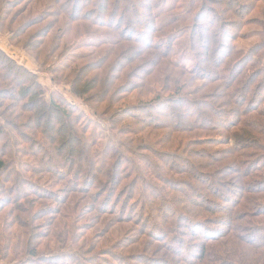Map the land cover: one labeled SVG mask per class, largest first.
<instances>
[{
	"label": "trees",
	"instance_id": "obj_1",
	"mask_svg": "<svg viewBox=\"0 0 264 264\" xmlns=\"http://www.w3.org/2000/svg\"><path fill=\"white\" fill-rule=\"evenodd\" d=\"M16 1L18 0H0V31L10 34L9 39L15 46L21 45L24 50L31 53L41 66H45V69L53 74L54 81L67 80L64 83H70L73 87L79 78L78 74L80 75L82 69L89 65L87 62L79 66V60L84 59L87 53L90 55L88 57H91L94 49H100L107 44H115L122 39L125 44L118 48L115 47L119 44H115L111 51V55L115 53L114 62L112 60L110 65L111 67L114 65V67L110 70L114 71L112 75H116L117 78L112 82H105L100 95L106 98L109 104H112L117 87L123 85L121 91L125 89L127 92L120 95L121 99L129 97L131 91L135 89H138L139 99L131 103H124L111 110L110 117L105 115L104 118L109 122V129L114 133V137H120V140L111 142L109 138L106 143H103V139L107 137L101 127L98 131L95 126L90 128L92 119L75 110L72 104L62 98L57 99L50 95L48 100L44 99L41 84L36 79L30 78L35 77L34 73L23 64L9 58L0 48V93L1 89L5 91L3 98L11 100L12 109L28 110L31 105L37 104L40 111H46L51 115L50 122L45 128L38 126L42 120L38 124L36 123L33 141H36L38 149L30 150L34 146H30V143L24 141V139L31 140L30 136L23 132L14 134L8 131L11 122L9 118L12 117L8 118L5 113L8 111V106L4 107L0 103V260L5 264H84V259H88L79 250L81 247L72 244L70 241L72 239L69 240L68 235L62 236L63 242L59 246L56 243L60 242L55 243L54 241L55 232L42 236L41 232H36L38 228L30 222L31 218L25 217L26 213H30L29 206L33 203V200H29L30 197L35 196L41 199L55 195V192L51 191L49 187L33 184L32 179L26 178L22 174L24 171L35 173L33 171L38 170L36 173L40 174H43L44 171L52 174H56V171L64 173L60 180L82 194V190H89L94 184L98 186L96 191H100V193L101 191L108 193L111 191V187L118 185L117 195L121 193L119 198L122 200L120 204L123 212L122 215L115 216L134 222L137 226L131 232L141 231L139 227L142 226V223H146L147 228H157L162 233L161 239L156 237L159 242L164 239L171 240V243H166L169 241L165 240L166 242L160 245L171 253L175 252V256H172L170 260L164 259L168 264H179V261L182 264H239V261L235 262V257L241 261L236 252L214 250L208 254L200 255L202 244L197 243L195 247L198 249L191 250L190 245L178 239L177 236L182 233L199 236L197 233L203 235V229L207 232H213V230L205 225V221L193 218H189L192 223L186 225L189 232L180 229L182 224L179 221L188 219L186 212L174 210L167 199L165 201L166 197L162 195L164 194L163 189H160L158 185H153L154 182L149 179L148 181L144 180V173L149 174L153 170L156 171V165L147 154H136L144 165L131 160L121 150L125 148L129 152L132 151L131 148L120 141L121 135L127 133L131 135V138L128 139L129 142L135 141L136 138V145H142L146 140H150L154 145H143H146L150 152L157 153L158 150L155 146H159L163 143V138L168 137L170 132L166 133L167 129L172 130L174 127L178 131L186 130L190 124H193L191 129L206 131L207 129L213 130L214 127V129L224 130L223 138L210 135L204 139H209L213 145H227L225 150H216L219 151L220 156L225 154L226 158L224 159H228L221 169L226 171L229 169L233 175H236V177L232 176L234 179L240 180L237 178L240 176L242 180L234 183L238 186L230 182L223 183L226 190L222 192L221 196L218 195L219 187L207 186L209 191L217 193L227 203L223 209L216 206L224 204L219 201H210L208 194L205 196L201 193L196 194L199 199H204L208 203L212 202L211 206L201 204L203 210L209 208L206 211L215 214L219 208L223 211L221 213L228 217L226 222L224 219L221 221L229 224L230 228H239L237 226L239 224H235L238 221V214L241 209L247 211L254 207L257 200L249 194L256 193L255 190L258 188L254 187L255 184L250 181L251 178H246L252 175V166L248 167V165L254 161L253 156L247 160V152L240 154L238 149L250 147L249 141L251 140L258 143L262 154L258 158L257 164H259L256 173L260 169L264 170V124L260 120H256L252 114L259 108L248 106L253 97L255 100L259 98L264 106V81L252 86L257 76L264 75V38L248 47H240L237 42V38H240V34L238 35L239 21H233L235 24L217 25L215 20L211 21L212 18L209 16L200 18L202 16L200 8L205 10L209 6L207 5L209 0H190L193 4L190 5V8L197 9L190 24L186 20L189 16L187 18V16L175 15L167 21L158 19V9L166 0H99L100 4H96L98 0H20L18 4ZM110 1H112L113 9L112 14L107 15V21L95 20V8L101 5L99 8L102 7V10H105ZM17 7H25L24 13L27 15L18 25L14 26L20 16L17 15L14 19ZM141 7L145 12L141 11ZM48 12L51 13L53 19V23L51 22L52 24L48 27V30L53 33L51 49L57 47L58 53L54 55L46 53L41 60L42 51L35 45L42 39L46 28L43 26L33 32H28V29L39 25L41 23L39 17ZM127 13L130 14L129 20L127 19L125 23L123 22L124 18L119 20ZM102 19H105V16L102 15ZM201 20L206 21V24H198ZM124 26L127 30L132 31L130 35L126 36L123 30ZM82 30L83 34L79 35ZM43 44L44 42L41 45ZM78 45H82V48L91 47L92 50L72 54V57L68 59L70 51ZM186 56L188 59L185 58ZM139 58V62L128 68ZM62 59L68 60L61 63ZM93 65H95L93 67H98L97 64ZM122 67L127 68V71L122 73L120 70ZM17 73L22 76L15 78L16 81L12 84L13 88L10 90L5 88V83L10 80V76ZM110 77L108 74L105 75V78L110 79ZM196 81L198 83L194 84ZM116 82L119 83L113 89ZM206 88L209 89V92L201 93ZM74 92L83 97L80 92ZM210 93L220 98V102L214 104L206 101V98H202L205 97L203 95ZM198 94L202 96L197 97ZM1 98L0 96V101ZM247 100L248 103L244 106ZM94 103L95 105H92L91 102H88L93 108V112L104 116L98 111L97 102ZM173 105L177 110L173 109ZM202 108L206 109L205 112ZM9 112L13 117L16 116V112ZM136 112L139 114H135ZM259 113H264V107L260 109ZM114 116L116 122L111 119ZM151 116L154 118L150 122ZM127 118H135L138 126H133ZM148 123H151L150 126L153 129L148 128ZM65 125L68 127L67 130H63ZM114 127L118 128V132L114 131ZM12 130L16 132L14 128ZM159 131H165V133L162 134L163 132ZM55 144H62L61 150L66 147L68 149L76 148V152H79V159L76 158L77 163L69 156L65 159L58 158L55 162L52 157L60 156L55 151ZM167 151H159L165 157L168 156L167 160H159L163 167L169 171L179 175L188 173L192 178H197L204 184H206L205 178L207 180L214 179L212 171H202L208 165V161L196 162L185 159L184 166L173 167L170 164V162H175L173 153ZM201 151L204 156L209 157L210 162H213L212 152L207 149ZM156 153L154 156L159 155ZM20 156L41 160L44 166H32L33 170H30L28 160H24ZM125 161L128 162V167L126 169L119 168ZM153 166L155 167L152 168ZM66 172L68 177L65 176ZM128 172H133V175L126 176ZM156 173L155 178L157 177ZM157 174L160 180L168 182L162 173ZM135 177L137 179L132 181ZM262 181H264V174L259 182L264 183ZM51 183L52 181H50ZM165 185L170 189L169 184ZM63 188L66 191L65 186ZM260 189H264V184H260ZM100 193L95 195L97 200L101 199ZM183 193L186 200L190 201V195L186 191ZM51 198L61 200L62 196ZM99 200L96 203V208L100 204ZM257 204L258 206L255 205L256 210L263 211L264 203L257 202ZM128 206L138 209L140 217H133L132 212H128L130 209L126 210ZM115 207L114 212L116 211ZM54 208L60 209L58 206ZM104 210L103 214L106 215V212L109 211ZM78 211L79 209L76 216ZM171 213L175 214V220L169 218ZM157 219L162 220L165 227H157ZM110 220L111 218L106 220L105 226L109 224ZM191 226L192 228H190ZM55 227L57 228V224ZM66 228H68L67 225ZM62 230L65 231L64 228L59 231ZM152 234L149 233V236ZM242 235H246L252 245L264 246V225L253 223L243 230L240 236L243 237ZM46 237L48 239L42 243L41 240ZM176 243L179 244L178 248L174 246ZM22 250L25 252L26 258L16 261ZM108 251L116 259L109 248ZM9 254L14 258L9 259ZM176 256L178 260L175 258ZM101 257L102 260L93 259L92 264H117L108 256ZM189 257L193 259H189ZM145 258L141 257L144 260Z\"/></svg>",
	"mask_w": 264,
	"mask_h": 264
},
{
	"label": "rangeland",
	"instance_id": "obj_2",
	"mask_svg": "<svg viewBox=\"0 0 264 264\" xmlns=\"http://www.w3.org/2000/svg\"><path fill=\"white\" fill-rule=\"evenodd\" d=\"M190 2V3H189ZM166 0L158 9L159 18L162 20H169L173 18L175 15L178 16H189L187 20V23L190 24L191 19L193 20V17H195V12L197 9L190 8V5H193L191 1L189 0ZM20 3V0L16 1V4ZM100 4L99 0L98 3ZM205 5V4H204ZM206 9L200 8V12L202 16L200 18L209 16L212 18L211 21L215 20V22L220 25L222 24H235L233 21L237 20L239 21V28H238V35L240 38H237V42L240 45V47H248L251 44L259 41V39L264 38V0H209L207 3ZM101 6V5H99ZM96 9V16L95 20L101 22V21H107V15L112 14V1L108 3V6L105 7V10H102V7ZM190 8V9H189ZM25 7H17V12L14 14L16 19L17 15H20L17 18V22L14 26L18 25L21 20L24 19V16L27 15V13H24ZM141 11L145 12L143 7H141ZM124 12V11H123ZM187 12V13H186ZM217 12V13H216ZM188 14V15H187ZM215 14V15H213ZM102 15L105 16V19H102ZM130 14H126L125 17H120L123 22L125 23L126 20H129ZM39 19L41 20V23L39 25L33 26L30 29H28V32H33L34 30L41 28L45 26V31L42 34V39L39 40V42L35 45L38 49L42 51L41 54V60L45 57L44 54H56L58 51H56L57 47H54L51 49V45L53 44L52 39V31L48 30V27L53 23V19L51 17V13H44L42 14ZM90 21V20H89ZM88 21V22H89ZM50 22V23H49ZM52 22V23H51ZM110 22V21H109ZM243 22V23H242ZM200 25H205L206 21L201 20L198 22ZM126 27L124 26V32L126 36L130 35L132 32L131 30H125ZM82 32L79 34H83ZM79 33V32H78ZM78 35V36H79ZM83 36V35H82ZM81 36V37H82ZM125 36V37H126ZM10 34L5 33V31H0V48L7 54L9 58H12L17 63L23 64L27 69L32 71L34 73L35 77H30L33 80H37L41 86L44 99L48 100L50 95H53L57 99L62 98L64 101L72 104L73 108L77 111H80L84 113L86 117H89L92 119V123L90 124V128L93 126L96 127V131H98L101 127L103 130L105 136L107 138L106 141L103 139V143L109 141L111 142H117L120 140V137H114V133L109 129V122L107 121L105 117L111 115V110L115 109L116 107L124 104V103H131L135 100L139 99L138 89L132 90L129 97H124V99H121L120 95H122L124 92H127L124 90L121 91L123 88V85H120L117 87V84L119 82H116L114 84V88L116 89V94L113 96V102L114 103H108L106 98H103L101 94V90L103 89V86L105 82H112L117 78L116 75H112L114 71L110 70L114 65L111 67L112 60L114 57V53L111 55V51L114 49L112 46L115 44L117 45L115 48H118L122 46L123 43L122 39H120L115 44H107L103 46L100 49H94L92 51L91 57L89 53L85 55V58L81 61L79 60V66L84 65L88 62V66L84 69H82V72H80V75L78 74V80L76 82V85L73 87L70 83H64L67 80H61L60 82H56L53 80V74L47 69H45V66H41L36 60L35 57L31 53H28L26 50H24L21 45L15 46L14 43H12L9 39ZM80 37V38H81ZM44 42L43 45H41ZM82 45H78L77 47L73 48L70 51V54L67 56L69 59L72 57V54L75 53H82V52H88L91 49V47L82 48ZM108 48V49H107ZM110 52H107L109 51ZM143 57V56H142ZM185 58L188 59V56ZM68 59L60 60L61 63H65ZM140 61V58L135 60L131 65H129L128 68H131L134 66L137 62ZM59 62V64H61ZM69 62V61H68ZM114 62V60H113ZM97 64L98 67H93ZM108 70V71H107ZM110 70V71H109ZM122 73L127 71V68L124 69L123 67L120 68ZM110 75V79L105 78V75ZM95 75V76H94ZM22 74L19 73L14 74L10 76V80L5 83V88L12 89V84L16 81L15 78H20ZM94 76V77H93ZM12 77V79H11ZM29 77V76H28ZM91 77V78H90ZM90 78V79H89ZM23 79H25L23 77ZM69 79V78H67ZM89 79V80H88ZM88 81V82H83ZM107 80V81H106ZM264 81V75L261 77H256V79L253 81L252 86L259 82ZM198 83L197 81L194 82V84ZM121 84V83H120ZM209 89H204L203 92H209ZM74 91L80 92V94H83V97L78 96ZM5 94V91L1 89L0 96L1 101L0 103L8 109L7 112H5L9 117V120L11 121L8 126V131H11V133L19 134L24 133L30 136L31 140L24 139V141H27L28 144L30 143V146H34L30 148V150H36L38 149L36 141H33L34 138V128L36 126V123L38 124L40 120H42V123H39L38 126H44V128L48 125L50 122L49 113H46V111H40L38 108V105H31V108L28 110H21L20 109H12L11 106L13 103L10 99H4L3 96ZM197 97L202 96L201 94L196 95ZM206 98V101H210L211 103L217 104L220 102V98H217L213 93H210L208 95H203ZM201 98V99H202ZM118 100H124V101H118ZM88 102H91L92 105H95L94 102H97V108L100 113H103L104 116H101L97 113L93 112V108L90 107ZM248 103V100L244 103V106L248 103V106H251L252 108H259L256 109L257 111H254L253 117L256 118V120H260L264 124V113L260 114L259 111L264 106L262 105L260 99H256L253 97L252 100L250 99ZM94 103V104H93ZM264 104V103H263ZM172 106V105H171ZM173 109L177 110L175 106L173 105ZM202 110L205 112L206 109ZM259 110V111H258ZM16 112V116L13 117L10 115V112ZM12 114V113H11ZM135 114H139L136 112ZM210 115V112H209ZM118 118V117H117ZM154 118L151 116L150 122L153 121ZM214 118V117H213ZM114 121L116 120L115 116L111 117ZM129 119L133 126H138L135 118H127ZM116 122V121H115ZM151 123H148V128H151ZM242 125V124H241ZM193 127V124H190L189 128H186V130L181 129L178 131L177 128H174L172 130L167 129L166 133L170 132L168 137L163 138V143H161L159 146H155L156 149L159 151H171L174 156L175 162H170V164L173 167L177 166H184V160H190L196 161V162H205L208 161V165H206L203 168V172L212 171L213 175L215 176L212 180H207L206 178L205 183L200 182L197 178H192L190 174L183 173L182 175L175 174L173 171H169L166 167H163L162 163H160L161 159L167 160L168 156L165 157V155L158 153L159 155L154 156V153L156 152H150L148 147L143 144H151L150 140H146L145 142L141 144L136 145V138L135 141L129 142L128 139L131 138L130 134H122L120 143L126 144L131 148L132 151H127L125 148L121 149L127 156L136 162H138L141 165H144L143 161L140 160L136 156L137 153L140 154H147L148 157L151 158V161L154 163L155 166L152 168H156V171H151L149 174L144 173V180L148 181L151 180L154 182L153 185H158L160 189H163L165 196V201L167 199L168 203L174 210H182L180 212L185 211L186 215L188 216V219H183L182 221H179L182 224V230H185V232H189V229L186 228L187 224H191L192 222L189 220V218L193 219H201L205 221V225L210 227V230H213V232H207L205 229L202 230L203 235L201 233H197L199 236H189L187 233L177 234L178 239L182 240L183 243H187V245H190L191 250H197L198 247H195V245L202 244V250L200 255L208 254L210 251L217 250L218 252H236V255L238 256L240 260H237L235 257V262H238L239 264H264V246L263 247H257L252 245L246 235H242L243 230L248 228V226L252 225L253 223L258 225H264V210L258 211L256 210L258 206L257 202L264 203V189H260V183L259 180L261 179L262 174H264V170H259L258 173H256V170L258 169L259 162L258 158H260V154H262L258 147V143H256L254 140L249 141V146L247 149L242 148L238 149V152L240 154H244V152H247L246 159L251 156H253V160L248 165V167H251L252 175L248 176L246 178H251L250 181L254 182V187L258 188L256 193L251 192L249 196H252L257 202L254 203V207L251 209L240 210V214H238V221L235 222V224H239V228L233 229L230 228L229 224L225 223L228 220L227 215H225L221 209L225 208V201L219 196H221L222 192H224L225 187L223 183L230 182L232 184L238 183L241 181V177H237L240 180H236L233 177H236V175L232 174L230 170L228 169L223 170L221 169L224 164L228 162V159L225 154H222L220 156L219 151L216 150H225V146L227 145H213L209 139H204L207 136H222L225 134V131L221 129H214L206 131L198 130V129H191ZM12 128L16 130L13 131ZM67 126H63V130H67ZM147 128V130H148ZM114 131L118 132V128L114 127ZM153 129V128H151ZM189 129V130H188ZM165 133V131H159ZM21 137V136H20ZM61 142V141H60ZM254 142V144H253ZM195 144V145H192ZM56 145V153L60 156L52 157L54 158V161L58 158H63L69 156L70 158H73L75 160L74 162L77 163L76 158L79 159L78 151L76 152L75 149H68L66 147L64 150H61L62 144ZM151 145H154L152 143ZM29 146V147H30ZM252 146V147H251ZM35 148V149H34ZM74 148V147H73ZM177 148V149H176ZM203 149H207L209 152H212V159L213 162H210L209 157L204 156L202 154ZM78 150V149H77ZM259 150V151H258ZM168 152V151H167ZM156 153V154H157ZM21 157V156H20ZM24 160H28V165L30 170L32 166H44L42 164V161L37 159H34L33 157H21ZM166 158V159H165ZM7 159V158H6ZM68 159V158H66ZM160 159V160H159ZM36 163V164H35ZM262 163V162H261ZM35 164V165H34ZM50 165L52 163L49 162ZM58 164V163H57ZM148 166V164H147ZM126 169L128 167V162H122L119 168ZM143 168V167H141ZM145 168V167H144ZM143 168V169H144ZM145 171V170H144ZM258 171V170H257ZM28 172L24 171L22 172L23 176L26 178L32 179L33 184H38L39 186H47L51 189V191L55 192V195H51V197L57 198L58 195L62 196L61 200H56L54 198H51L50 196L47 198H37L35 196L30 197V201L33 200V203L29 206L30 213H26L25 217H30L33 226L35 225L38 229L36 232H41L42 236H46L48 234L56 233V237L54 239L56 244H61L62 236L68 235L69 240L72 241V244L76 247H81L79 250L81 251L84 256H87V260L84 259V264H92L93 259L102 260L101 256H108V258H111L114 260L117 264H168L165 260H170L172 256H175V252H170L167 250V248H163L161 243L166 242L164 239L163 241L159 242L158 238H162V233H160L157 228L150 227L147 228L146 223H142L141 231L137 232H131L134 227L137 225L130 220H122L119 219L118 216L122 215V208H121V202L122 200L119 198L120 194L117 195L118 191V185H115V187H111L108 193H105L101 191V193H105L102 195L100 191H96L98 189V186L96 184L91 185L90 189L82 190L83 194L80 191H76L74 187H69L67 184H65L62 180L64 176V173H59L56 171V174H52L51 172H45L43 174L36 173L38 170ZM155 172L162 173L163 176H166L167 183L163 182L159 179L158 174L156 173L157 177L155 178ZM133 172L126 173V176L131 175ZM133 175V174H132ZM131 175V176H132ZM231 175V176H230ZM65 176L68 177L67 172L65 173ZM78 176V175H77ZM211 176V175H210ZM233 176V177H232ZM78 178V177H77ZM12 179H14L12 177ZM137 177H135L132 181L136 180ZM181 179V180H180ZM246 180V179H245ZM258 180V182H257ZM50 181L52 183L50 184ZM187 181V182H186ZM238 181V182H237ZM264 182V181H262ZM139 184V183H138ZM169 184V188L165 185ZM210 185H213L215 187H219L218 195L214 192H211L207 189V186L210 187ZM229 185V184H226ZM238 186V184H234ZM63 186H65L66 191L64 190ZM232 186V185H231ZM104 190V189H103ZM183 191H186L187 194L190 196V201L186 200V196L183 193ZM52 193V192H51ZM100 193L101 199L99 200V206L96 208V203L98 202L97 197L95 195H98ZM196 193H201L203 196L208 194L209 200L214 202H221L222 206H216L221 207V209L218 208L217 213H208L206 210L209 208H205L204 210L201 208V206H211L212 202L208 203V201H205L204 199H199L198 195ZM150 196L148 195V198ZM154 198V197H152ZM156 199V198H155ZM121 200V201H120ZM35 201V202H34ZM161 203H163L162 200H160ZM195 202L199 203L196 204ZM202 204V205H201ZM256 205V206H255ZM59 207L60 209H55L54 207ZM116 206V207H115ZM115 207V212L113 211ZM95 208V209H94ZM79 209V213L76 216V212ZM104 209H107L109 212H106V215L103 214ZM130 209L128 212H132L133 217H140L139 210L135 209V207L128 206L126 208ZM3 213V212H2ZM126 213V212H125ZM184 213V212H183ZM118 216H115L117 215ZM111 218L109 221V224L105 226L106 220ZM171 220H175V214L171 213L170 217ZM138 219V218H136ZM162 219V218H161ZM221 219H224L221 221ZM146 222V221H145ZM157 227L163 226L164 222L157 219ZM57 224V228L55 225ZM66 225L68 228H66ZM150 226V225H149ZM195 226V224H193ZM165 227V226H163ZM64 228L61 232L60 229ZM192 228V226L190 227ZM107 229V230H106ZM57 230V231H56ZM144 230V231H143ZM151 231V232H150ZM191 231V229H190ZM153 232V234H152ZM149 233L152 234V236H149ZM170 236V235H169ZM48 238H44L41 240V242H45ZM248 240V241H247ZM68 241V240H67ZM66 242V241H65ZM166 243H171V240ZM175 247H179V244H175ZM108 248L111 250V252L114 254V259L111 254L108 251ZM58 249V248H57ZM184 249V247H182ZM61 250V249H59ZM25 252L22 250V253L16 258V261L21 260L22 258H26V255H24ZM9 259H13L12 255H8ZM94 257V258H93ZM141 257H146L145 260L141 259ZM99 258V259H98ZM139 258V259H138ZM177 259V256L175 257ZM165 259V260H164ZM189 259H193L192 257H189ZM178 260V259H177ZM202 260V259H201ZM204 260V259H203ZM94 262H96L94 260ZM120 262V263H118ZM42 263V262H41ZM181 262L179 261V264ZM0 264H5L2 260H0ZM97 264V263H93ZM182 264V263H181Z\"/></svg>",
	"mask_w": 264,
	"mask_h": 264
}]
</instances>
